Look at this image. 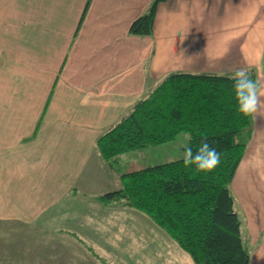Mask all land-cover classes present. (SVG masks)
<instances>
[{"label": "crops", "instance_id": "0c3cea01", "mask_svg": "<svg viewBox=\"0 0 264 264\" xmlns=\"http://www.w3.org/2000/svg\"><path fill=\"white\" fill-rule=\"evenodd\" d=\"M151 2L0 0V264H195L134 232L148 216L99 199L150 164L112 168L95 142L170 72L247 68L264 82V0H165L151 35L130 34ZM252 122L230 185L247 216L249 264H264V115ZM121 218L128 232L116 231ZM136 233L140 245L119 242Z\"/></svg>", "mask_w": 264, "mask_h": 264}, {"label": "trees", "instance_id": "16d2710c", "mask_svg": "<svg viewBox=\"0 0 264 264\" xmlns=\"http://www.w3.org/2000/svg\"><path fill=\"white\" fill-rule=\"evenodd\" d=\"M164 1L152 0L131 22L129 33L151 35L157 6ZM230 75L170 72L95 142L100 158L112 168L118 155L168 143L180 133L191 136L188 146L194 149L206 136L221 153V163L210 173L185 167L182 159L121 173V188L99 197L147 215L195 264L250 260L229 186L252 137L253 122L252 116L237 111Z\"/></svg>", "mask_w": 264, "mask_h": 264}, {"label": "rangeland", "instance_id": "374dc122", "mask_svg": "<svg viewBox=\"0 0 264 264\" xmlns=\"http://www.w3.org/2000/svg\"><path fill=\"white\" fill-rule=\"evenodd\" d=\"M186 136H188V134L180 133L176 136V138L174 140H172L168 143H165L164 145L161 144L158 146L157 145L156 146H148V147H146L145 150L143 148V149H139V150L126 152V153H124L123 156H121V159L119 160V162L115 163L116 168H117V165H121L122 159H125L126 164H129V165L134 164V166L141 164L142 161L145 164L151 165V164H162V163H166V162L176 160V159H182L183 149L185 146H188V140H186ZM249 142H248V144H249ZM248 144H247V146H248ZM139 151H142V152H139ZM138 155L140 157L136 158V157H138ZM261 160H262V163H261V170H262L261 184L264 186V158H262ZM132 161H134V162H132ZM252 173H253V170L251 169L250 173L248 174V177L253 176ZM249 184L250 183L245 180V183H243L241 185L240 193H242V197H246V194H248V190L250 188ZM229 189H230L231 195L233 196V199H234V210L237 213L239 220L241 222L240 231H241V239H242L243 245L246 248H248V250L251 252V250H253L254 248L252 247V245L250 244V241L248 239V232H247V225H246L247 216H246L245 209H244L243 205L241 204L238 195L235 193L232 185L229 186ZM262 198H264V196ZM134 210L138 211L136 209H134ZM138 212H140V211H138ZM140 213H142V212H140ZM149 219H150L151 223H153V224L148 225L147 223L142 221V225L144 228L137 229L136 227L138 225H136L133 228L134 232L135 231H141V230L142 231L149 230V242H150V245H153V246H158V244H162V242H164L165 245H171L172 243L177 245V243L162 228L157 226L151 218H149ZM124 220H127V218L124 217ZM124 220H123V218H121L120 220L118 219L117 224H116V231H121L123 233L129 231V229L131 228V225ZM134 220H136V217H134ZM122 221H124L125 223H121ZM135 222H137V221H135ZM8 225H16V224H8ZM14 228L15 229H23L24 227H22L20 225H16V226H14ZM156 229H160L163 234L157 235L155 233ZM163 235H164L165 239H163L164 238ZM141 236L142 235H139V233H136L134 235V238L133 237L131 238L130 236H128V237H125V240L120 239L119 242L122 243V241H124V242H126L125 244H127V245H133V244L134 245H140L141 244Z\"/></svg>", "mask_w": 264, "mask_h": 264}, {"label": "clouds", "instance_id": "9594fccd", "mask_svg": "<svg viewBox=\"0 0 264 264\" xmlns=\"http://www.w3.org/2000/svg\"><path fill=\"white\" fill-rule=\"evenodd\" d=\"M197 30L203 31L207 36L206 29L197 28ZM184 39L186 36H181V43ZM229 79L233 81L237 111L246 117L264 115V82L253 79L247 68L235 69ZM186 140L190 141L191 136H186ZM182 160L185 167L194 166L197 172L210 173L221 163V153L204 136L197 148L184 147Z\"/></svg>", "mask_w": 264, "mask_h": 264}]
</instances>
